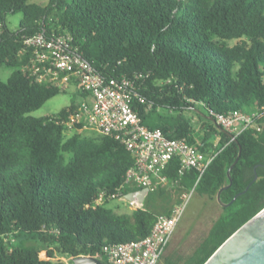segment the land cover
Returning a JSON list of instances; mask_svg holds the SVG:
<instances>
[{"label": "trees", "instance_id": "obj_1", "mask_svg": "<svg viewBox=\"0 0 264 264\" xmlns=\"http://www.w3.org/2000/svg\"><path fill=\"white\" fill-rule=\"evenodd\" d=\"M28 1L0 0V68L13 69L0 80V264H71L79 256L106 264L104 247L143 239L192 189L217 201L220 214L189 255L159 264H204L264 208V115L236 136L216 124L219 115L264 105V0ZM16 14L11 30L6 19ZM37 34L64 38L101 78L129 80L130 106L146 129L213 157L200 179L175 157L161 173L166 183L153 181L140 208H108L141 190L124 184L133 158L111 134L66 136L64 123L87 97L80 89V102L30 115L64 93L24 69L32 53L24 41Z\"/></svg>", "mask_w": 264, "mask_h": 264}, {"label": "built area", "instance_id": "obj_2", "mask_svg": "<svg viewBox=\"0 0 264 264\" xmlns=\"http://www.w3.org/2000/svg\"><path fill=\"white\" fill-rule=\"evenodd\" d=\"M24 44L32 49L30 65L24 69L36 81L47 80L56 85L59 80L69 82L72 79L87 95L80 102L78 112L64 123L65 134L95 129L101 135H113L130 153L133 166L125 174L126 186L151 191L153 181L165 184L161 173L175 157L181 171L195 170L197 181L203 175L213 157L203 155L183 140L166 138L159 129H146L130 106L132 83L129 80L101 78L86 61L66 50L68 45L62 37L45 38L37 34L26 39ZM62 74L65 75L60 78ZM263 115L264 105L255 112L235 110L217 116L216 124L236 136L247 128H254L256 120ZM77 125L81 128H76ZM184 197L173 207L170 216L156 219L150 233L143 239L104 247L102 254L106 264H159L182 216L188 199L182 204ZM118 199L136 206V209L142 206L136 201H126L124 196Z\"/></svg>", "mask_w": 264, "mask_h": 264}, {"label": "rangeland", "instance_id": "obj_3", "mask_svg": "<svg viewBox=\"0 0 264 264\" xmlns=\"http://www.w3.org/2000/svg\"><path fill=\"white\" fill-rule=\"evenodd\" d=\"M28 3H36L39 5H45L47 0H29ZM22 15L16 14L8 16L6 23L8 28L14 30L18 22L21 20ZM239 43L238 40L227 42L229 46H234ZM13 69L1 67L0 68V80L6 82ZM56 85L64 91L57 96L51 98L45 102L42 107L30 115L35 118H41L56 114L62 108L68 106L71 102H80L81 98L77 96L79 89L75 85L69 82L59 80ZM184 117L190 116L188 112H185ZM71 134L66 133V136ZM82 137H88L98 140L101 136L95 129H83L80 131ZM187 199L182 216L176 226L172 239L163 256H170L171 254H179L181 256L189 255L196 245L206 236L213 222L220 214V206L217 201L209 200L207 197L200 195L196 191H190L185 194L182 204ZM107 207L113 210L117 214H130L136 209V206L132 207L123 199H116L110 201ZM41 260H45L46 256L44 252L39 254ZM56 260V259H55ZM58 260L67 262V259L59 258ZM160 263H162L160 261Z\"/></svg>", "mask_w": 264, "mask_h": 264}, {"label": "water", "instance_id": "obj_4", "mask_svg": "<svg viewBox=\"0 0 264 264\" xmlns=\"http://www.w3.org/2000/svg\"><path fill=\"white\" fill-rule=\"evenodd\" d=\"M232 166L227 171V177ZM222 190L218 191L217 200ZM145 192V190H139L128 193L124 195V198L126 201H136L142 205ZM71 264L103 263L95 257L79 256L72 258ZM204 264H264V208L228 237Z\"/></svg>", "mask_w": 264, "mask_h": 264}]
</instances>
